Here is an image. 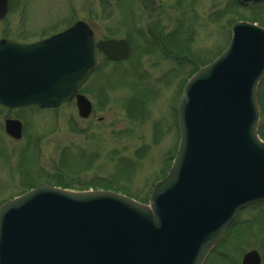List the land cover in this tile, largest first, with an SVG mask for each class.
<instances>
[{
  "label": "water",
  "instance_id": "95a60500",
  "mask_svg": "<svg viewBox=\"0 0 264 264\" xmlns=\"http://www.w3.org/2000/svg\"><path fill=\"white\" fill-rule=\"evenodd\" d=\"M7 6L0 0V19ZM228 44L182 92L179 149L149 204L111 191L38 187L0 207V264H204L237 213L264 202V28L236 22ZM130 51L126 40L96 42L85 22L36 44L2 41L0 104L55 108L76 99L87 119L92 104L79 89L99 52L121 61ZM5 129L22 138L21 122L8 119ZM242 264L261 257L251 251Z\"/></svg>",
  "mask_w": 264,
  "mask_h": 264
},
{
  "label": "rangeland",
  "instance_id": "374dc122",
  "mask_svg": "<svg viewBox=\"0 0 264 264\" xmlns=\"http://www.w3.org/2000/svg\"><path fill=\"white\" fill-rule=\"evenodd\" d=\"M77 21L88 23L97 40L126 39L131 55L119 63L100 57L81 90L93 105L87 119L75 102L50 109L0 106V207L36 186L113 191L99 184L148 204L178 152L177 107L185 85L225 51L235 22L264 28V1L12 0L0 38L35 43ZM258 92L264 127V79ZM7 119L23 124L21 140L6 133ZM252 250L264 264V202L237 214L205 264H242Z\"/></svg>",
  "mask_w": 264,
  "mask_h": 264
},
{
  "label": "flooded vegetation",
  "instance_id": "af4514ba",
  "mask_svg": "<svg viewBox=\"0 0 264 264\" xmlns=\"http://www.w3.org/2000/svg\"><path fill=\"white\" fill-rule=\"evenodd\" d=\"M4 2H5V0H4ZM11 11H12V0H8L7 14L2 20H0V26L3 25L4 23L6 24ZM3 40L12 41V42H18L16 40H11L8 36L0 38V41H3Z\"/></svg>",
  "mask_w": 264,
  "mask_h": 264
},
{
  "label": "trees",
  "instance_id": "16d2710c",
  "mask_svg": "<svg viewBox=\"0 0 264 264\" xmlns=\"http://www.w3.org/2000/svg\"><path fill=\"white\" fill-rule=\"evenodd\" d=\"M259 101L261 102L260 97H259ZM261 111H262V110H261ZM261 126H262V124L259 126V135H260L261 139L264 140V132H263V128H264V127H261ZM55 186H57V185H55ZM98 186L101 187V188L107 189V190H113V191H116V192H117V190H116L115 187H114V188H108V186H106L105 184H99ZM36 187H38V186H36ZM36 187H33V188H31L30 190H32V189H34V188H36ZM98 189H99V188H98ZM30 190H29V191H30ZM125 195H126V194H125ZM127 196H129V195H127ZM129 197H131V196H129Z\"/></svg>",
  "mask_w": 264,
  "mask_h": 264
}]
</instances>
